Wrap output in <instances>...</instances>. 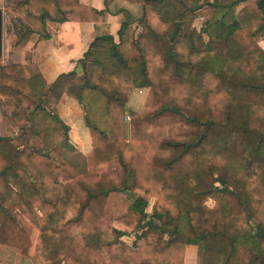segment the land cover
Segmentation results:
<instances>
[{"label": "trees", "instance_id": "1", "mask_svg": "<svg viewBox=\"0 0 264 264\" xmlns=\"http://www.w3.org/2000/svg\"><path fill=\"white\" fill-rule=\"evenodd\" d=\"M139 5L135 19L123 11L119 43L95 37L80 71L49 85L20 63L0 64V96L18 109L2 113L21 131L0 136V245L31 264H186L189 245L194 264H264V0ZM19 10L21 49L32 34L49 38L47 21L93 23L105 13L79 0H23ZM132 23L140 32L128 41ZM135 88L148 89L140 112L125 109ZM63 94L83 111L86 156L57 113ZM45 120L84 172L46 153ZM120 194L130 202L114 218Z\"/></svg>", "mask_w": 264, "mask_h": 264}, {"label": "crops", "instance_id": "2", "mask_svg": "<svg viewBox=\"0 0 264 264\" xmlns=\"http://www.w3.org/2000/svg\"><path fill=\"white\" fill-rule=\"evenodd\" d=\"M140 0H79L86 6L96 9H104L105 13L95 22L86 23L79 21H68L55 23L47 21L46 30L49 38H42L38 34H32L24 49H21L15 42L3 52L1 64L20 63L24 66L28 77L39 75L46 85L51 84L60 73L72 70L80 71L78 60L82 57L89 43L95 38L103 35L113 37L115 43H119L117 30L124 20L123 11L131 13L133 19L140 12ZM212 1V0H209ZM203 18L198 17L195 23H202ZM140 32V28L132 23L128 31V41H132ZM258 45L264 50V40ZM128 43L120 46L124 52ZM29 53L27 59L25 54ZM51 71V72H50ZM49 75V76H48ZM139 93L133 92L131 97L136 99L146 97L147 88H138ZM140 100V99H139ZM141 102V101H140ZM133 99L129 107L133 106ZM15 114L18 109L10 106L9 99L0 96V136L9 137L20 134L19 128L13 125L8 117L2 113ZM57 113L61 120L68 126V141L82 155L91 150V136L85 124L84 114L76 100L62 95ZM0 264H31L30 261L18 254L14 248L0 245Z\"/></svg>", "mask_w": 264, "mask_h": 264}, {"label": "rangeland", "instance_id": "3", "mask_svg": "<svg viewBox=\"0 0 264 264\" xmlns=\"http://www.w3.org/2000/svg\"><path fill=\"white\" fill-rule=\"evenodd\" d=\"M21 1H23V0H0V10L3 12L2 42H3V52H5V53H6V49H8L10 46H12V44L14 42L16 43V41H18V37L16 35L17 34L16 32L19 30V25H18L17 20H21L23 17V14L19 10V3ZM196 25L199 26V23H196ZM126 49H127L126 51L121 52V53L125 58L128 59L130 56V47H129V49L128 48H126ZM1 60H2V56L0 57V62H1ZM138 91H139V89L135 88L132 91L131 95L133 94V92L139 93ZM147 91H148V89H147ZM131 95H130V98L128 100L127 105L129 106V104L131 103V101L133 99V103H132L133 106H132V108L129 107V109H132L135 112H140L144 107V102H145L146 97L145 98L140 97V98L136 99V101L134 103L135 97H131ZM127 114H125V115H127ZM129 121H130V117H129V120H127L125 117H123L124 136H125L126 140L129 139ZM55 128L57 129V126L48 120H45L42 122L41 140H42V143L46 149L45 150L46 153H50L52 156L54 155V156H57L58 158L65 159L68 163H70L69 164L70 168L68 167V169H71L73 167L78 174L81 172H84L86 170V163L83 161V159L78 157L77 154H75V152L68 150L64 146V144H63L64 140L62 137L63 133H62L61 129L56 130ZM91 148H92V146H91ZM86 155H84V156H86ZM99 175H96V176L90 175L89 177H87V179L90 182H93L95 179H97L99 177ZM154 201H155L154 198H151L149 200V203L147 206V212L149 214L152 212V207H153ZM129 202H130V200H129V198H127L126 195L120 194L118 196L117 205H116L115 213H114V218L121 215L122 213H124L127 210ZM207 205L212 207L214 205V202L212 200H209L207 202ZM114 226L119 228V229H122L123 231H127L126 234H124L121 237V239L123 241H125L126 243L131 244L132 239H133V233L130 232V229L123 227L122 225L117 223L115 220H114ZM195 259H196V247L194 245L187 246L185 248V252H184V262L186 264H194Z\"/></svg>", "mask_w": 264, "mask_h": 264}, {"label": "water", "instance_id": "4", "mask_svg": "<svg viewBox=\"0 0 264 264\" xmlns=\"http://www.w3.org/2000/svg\"><path fill=\"white\" fill-rule=\"evenodd\" d=\"M2 35H3V12L0 10V57L2 55ZM126 110L129 109V106L126 105Z\"/></svg>", "mask_w": 264, "mask_h": 264}, {"label": "built area", "instance_id": "5", "mask_svg": "<svg viewBox=\"0 0 264 264\" xmlns=\"http://www.w3.org/2000/svg\"><path fill=\"white\" fill-rule=\"evenodd\" d=\"M140 92V91H139ZM125 118L127 119V120H129V116H128V114L127 115H125Z\"/></svg>", "mask_w": 264, "mask_h": 264}]
</instances>
